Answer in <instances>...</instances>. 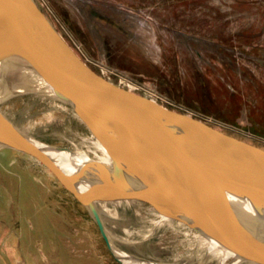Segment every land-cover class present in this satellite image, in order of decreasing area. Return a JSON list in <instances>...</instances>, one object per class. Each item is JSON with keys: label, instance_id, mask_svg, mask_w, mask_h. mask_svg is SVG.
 Here are the masks:
<instances>
[{"label": "rangeland", "instance_id": "1", "mask_svg": "<svg viewBox=\"0 0 264 264\" xmlns=\"http://www.w3.org/2000/svg\"><path fill=\"white\" fill-rule=\"evenodd\" d=\"M35 1L74 52L105 79L141 96L148 93L128 80L159 91L181 106L166 105L169 109L197 113L213 127L264 149V137L171 98L134 73V60L142 54L154 67L166 59L170 70L190 55L193 62H207L197 74L203 91L235 104L244 97L249 110L264 112V0ZM50 100L24 94L0 107L47 145L89 153L81 137L87 134L84 126L58 107L49 112ZM0 161V264H122L109 251L89 210L48 169L10 149L0 150ZM129 202L100 203L114 217L103 213L116 247L167 264L199 263L192 231L173 220L156 224L165 214L163 207Z\"/></svg>", "mask_w": 264, "mask_h": 264}, {"label": "water", "instance_id": "2", "mask_svg": "<svg viewBox=\"0 0 264 264\" xmlns=\"http://www.w3.org/2000/svg\"><path fill=\"white\" fill-rule=\"evenodd\" d=\"M0 63L17 67L3 72L0 105L24 94L66 103L109 151L114 177L105 173L89 179L88 165L72 174L0 112V150L22 152L46 167L89 210L119 262L126 264L103 213L114 217L101 210V201L131 199L165 208L171 220L197 226L234 253L235 259L213 264H264L262 147L105 79L74 52L35 0H0ZM19 70L51 91H40L34 83L15 87Z\"/></svg>", "mask_w": 264, "mask_h": 264}, {"label": "bare ground", "instance_id": "3", "mask_svg": "<svg viewBox=\"0 0 264 264\" xmlns=\"http://www.w3.org/2000/svg\"><path fill=\"white\" fill-rule=\"evenodd\" d=\"M16 69H17V67L12 66L11 64L0 63V71H1V73H0V87H1V80H2L3 72L5 73L9 70H11L12 72H16ZM18 76L20 78V80H19L20 83L17 84L15 87H28L34 83L35 86H37L40 91H43V92H46L47 90L51 91V89L49 87L45 86L44 83L37 77L35 78V80L31 81L29 79L28 75H26L25 72H22V71H20L18 73ZM3 89H9V88L3 87ZM48 102L51 104L50 108H48L50 110V111L48 110L49 112H52L55 107H58L63 111L65 110L71 116L75 117L84 126L87 134H83V136H81V137H82L83 141L86 143L90 152L88 153L87 150H83V149L72 150L69 148H65V149L64 148H54V147H51V146L47 145L46 143L40 141L34 135H31V137L34 139L35 143L38 146H40L41 148L45 149L47 151L48 155L51 156L57 162V164L62 166L65 171H68L72 174H81V173H83V165H88V169H86L84 171H85V174H87L86 175L87 178H89V179H91V178L96 179L97 177L98 178L103 177L105 173L109 174L111 177H114V175H115L114 162H112V160H111L112 158H111L110 154L108 153L109 151L101 143L98 136L89 130V128L84 123L83 118L81 116H79V114L76 113L70 105H68L66 103H62L60 101H56L53 99H51ZM0 112L7 115L6 111L2 107H0ZM8 118H10V117L8 116ZM10 119L12 121H14L12 118H10ZM13 123H15L16 125L18 124L15 121ZM20 127L26 131V129L23 126H20ZM90 153H92V154H90ZM29 157H31V156H29ZM111 174H113V175H111ZM123 201H124V203H127V205H130L129 200H123ZM103 206L105 207L104 204H103ZM165 210L166 209L164 208V211ZM245 210L248 211V209H245ZM166 211H165V214L161 215L160 217H157L158 219L155 222L156 224H158V223L159 224H161V223L162 224H172V220L167 216L168 213ZM175 222L179 223L181 226H185L189 231L193 232V235L197 239V243H198V246L200 248V254L201 255L199 258L200 259L199 263H203L205 261L210 262V260L212 262H215V263L216 262L225 263L229 259H235L234 253H232L227 248H223L221 245H219L217 242L213 241L212 239L207 238L202 233V231L199 230V228L197 226L186 223L183 220H177ZM190 234H192V233H190ZM115 249H117V248H115ZM119 254L124 257L123 261L126 264H167V263H164L161 261L156 262V261H153L152 259H148V258L147 259H140V258L135 257V256H130L122 250H119Z\"/></svg>", "mask_w": 264, "mask_h": 264}, {"label": "crops", "instance_id": "4", "mask_svg": "<svg viewBox=\"0 0 264 264\" xmlns=\"http://www.w3.org/2000/svg\"><path fill=\"white\" fill-rule=\"evenodd\" d=\"M145 56L146 54H142L141 57L134 60V73L140 80H143L156 89H160L171 98H175L196 110L212 114L219 118L224 117L228 122L238 124L244 129L246 128L258 136L264 137V112L258 111L257 109H254L257 111L249 110L250 103L244 97L240 98V101L235 104L233 100H220L216 96L213 97L211 93L203 91V83L199 80L200 77L197 74L204 67H207L206 61H204V64L201 63L202 61L197 62L196 59V62H193L192 57L189 55L187 61L180 60L181 67L170 70L166 59H160V65L154 67ZM217 79H215L216 83H218ZM232 116H234V119L231 118ZM36 163L38 162L36 161ZM44 169L47 170L46 167ZM0 185L3 186L1 179ZM39 206L40 209L44 208L42 205ZM36 207L37 204L34 205V210H36ZM46 208L50 209L49 207H45L44 209Z\"/></svg>", "mask_w": 264, "mask_h": 264}, {"label": "built area", "instance_id": "5", "mask_svg": "<svg viewBox=\"0 0 264 264\" xmlns=\"http://www.w3.org/2000/svg\"><path fill=\"white\" fill-rule=\"evenodd\" d=\"M133 86H135V87H137V88H139V89H143V90H145L146 91V93H148L147 94V96H145V97H147V98H149V99H152L153 101H155L157 104L159 103V104H161L162 106H164V107H167L166 105H168V106H171V107H177V108H179V109H181V106L179 105V104H177L176 102H173L171 99H169V98H167L165 95H163L162 93H160L159 91L157 92V91H155V90H152V89H150V88H148V87H146V86H144V85H138L137 83H135L133 80H128ZM168 108V107H167ZM169 109V108H168ZM176 111V110H175ZM183 113V112H182ZM185 114H188V115H191V116H193V117H196V118H198V119H200V120H202V121H204V122H208L210 125H212L209 121V119H207V118H205L204 119V117H200L197 113H193V112H188V111H186L185 112Z\"/></svg>", "mask_w": 264, "mask_h": 264}]
</instances>
